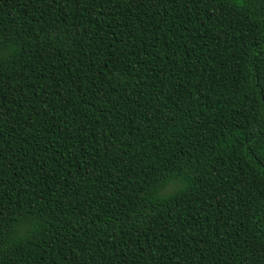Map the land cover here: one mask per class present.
<instances>
[{"label":"trees","instance_id":"1","mask_svg":"<svg viewBox=\"0 0 264 264\" xmlns=\"http://www.w3.org/2000/svg\"><path fill=\"white\" fill-rule=\"evenodd\" d=\"M0 264H264V0H0Z\"/></svg>","mask_w":264,"mask_h":264}]
</instances>
